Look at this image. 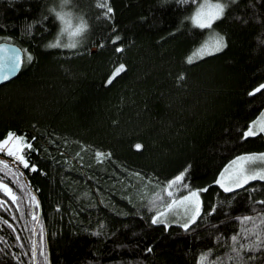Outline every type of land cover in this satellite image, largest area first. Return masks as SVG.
I'll list each match as a JSON object with an SVG mask.
<instances>
[{
  "label": "trees",
  "instance_id": "obj_1",
  "mask_svg": "<svg viewBox=\"0 0 264 264\" xmlns=\"http://www.w3.org/2000/svg\"><path fill=\"white\" fill-rule=\"evenodd\" d=\"M109 2L111 20L96 0H69L74 16L83 15L90 25L69 49L43 47L59 30L51 16L47 32L34 25L30 35L22 34L26 21L49 15L48 5L59 0H0V24L7 26L0 27V38L11 36L9 42L34 53L33 61L0 85V137L8 129L23 133L33 143L30 163L37 164L35 170L17 164L26 188L0 171L20 204L18 209L0 192L9 201L0 207V264H31L32 240H38L41 225L46 264H196L198 253L208 248L210 260L233 264L226 258L232 255L230 236L241 232L237 246L245 242L241 230L251 223L235 217L264 212L259 203L264 181L235 190L234 204L221 207L210 224L201 221L194 233L153 224L148 201L140 197L191 164L188 180L193 187L208 185L202 199L214 202L222 191L212 184L220 169L238 154L264 150L262 132L243 137L249 121L264 110V90L249 95L264 82V0H253L255 7L238 0L203 29L191 20L178 27L194 8L190 0L180 6L175 0ZM214 33L225 35L226 47L189 63L185 57L201 43L211 45ZM66 39L65 34L62 42ZM117 43L124 45L120 52ZM120 63L126 67L105 83ZM137 142L141 149L134 147ZM97 149L105 152L103 160L96 159ZM0 158L12 161L4 153ZM27 188L38 207L28 203ZM98 226L100 235L88 231ZM217 232L220 239L213 238ZM149 245L152 251L145 252ZM243 251L245 258L255 257L251 264H264V250ZM37 264H45L42 256Z\"/></svg>",
  "mask_w": 264,
  "mask_h": 264
},
{
  "label": "snow or ice",
  "instance_id": "obj_2",
  "mask_svg": "<svg viewBox=\"0 0 264 264\" xmlns=\"http://www.w3.org/2000/svg\"><path fill=\"white\" fill-rule=\"evenodd\" d=\"M162 4L168 2V0H160ZM194 8L189 16L181 18V27L184 20H191L193 25H198L201 29L205 26L211 27L213 21L218 20L221 17L226 16L227 11L236 3L238 0H190ZM9 3H13V0H9ZM69 0H59V4H49L47 7V13L49 15L41 14L39 20L26 21L22 34H31L33 32L34 25L42 26L44 32L48 31L47 21L49 16L54 17L59 22V30L55 34L54 39L48 41L47 44L43 45L46 48L59 47L74 49L83 39V33L89 29L90 25L83 15H75L71 9L67 7ZM97 6L106 9L102 12V15L107 19L111 20V13L113 8L109 0H96ZM175 3L180 5H186L189 0H175ZM252 7H255L253 0H249ZM27 7V5H26ZM238 20H244V17L236 16ZM256 19H260L259 16ZM114 26V25H113ZM0 27H7L6 25L0 24ZM177 28H173L172 32H176ZM67 35L68 43L62 42V36ZM214 42L209 45L207 42L201 43L197 46L194 51L189 54L185 59L191 63L194 58L205 56L211 52H219L224 49L227 45L225 35L220 33H214ZM13 38L11 36L0 38V80H8L16 72H18L25 62H31L34 59L33 51L29 48L18 47L16 43H11ZM113 41H119L120 37L113 35L111 38ZM105 41H100L102 46ZM124 48L122 43H117L116 51L120 52ZM126 67L124 63L118 64L112 71L111 75L105 83H109L113 77L117 75L121 70ZM185 75L184 72L180 73L177 78V82H180V78ZM259 90H264V82L257 84L252 87L249 95L257 93ZM264 132V110H261L260 114L253 120L249 121L248 127L243 130V137L256 136L257 133ZM35 139L34 137L32 138ZM134 147L141 149L142 144L137 142ZM33 148V143L28 140L23 133H19L13 129H8L7 132L0 137V153H4L13 158L10 162L7 159L0 158V171L6 173L7 176L11 177L12 180L19 185L20 188H26L25 181L22 179L24 173L17 167L23 165L25 169L35 170L37 169L36 163H30V157L28 151ZM96 159L103 160L105 152L97 149ZM108 156L112 153L108 152ZM260 162V166H257V162ZM191 164L178 171L175 175L162 181L156 187L154 192L147 194L146 197L142 196L140 199H147V207L149 209V215L153 224L160 223L166 230L170 224L179 225L186 232L195 231L196 225L201 221L205 224H210L209 218L219 213L221 207L228 205L232 206L238 199L235 190H242L249 181L259 179L264 181V152L254 153H241L234 156L231 160L220 169L216 176V179L212 181L213 185L218 186L219 190L216 194L214 202L206 203L202 199V193L207 191L208 185L203 187H193L188 180V172ZM137 176L141 174L136 173ZM149 183H155V181L149 177ZM249 196L253 189H249ZM0 192H3L9 197L12 203L16 204L19 209L20 204L18 203V197L16 192L10 186L9 183L5 182L4 177H0ZM147 193V189H145ZM182 193V194H181ZM26 198L28 203L38 207L39 201L32 191L31 188L26 189ZM9 201L0 196V207L7 204ZM255 203V202H254ZM264 204V200L259 201ZM60 206L57 205V208ZM225 209V214H227ZM138 214H142L138 210ZM31 216L36 223H39V214L33 209ZM235 219L241 222H251L248 228H242L243 237L245 242L240 243L237 246V241L241 237V232H233L230 236L232 245L230 251L232 255L227 256V260L233 261V264H251V260L255 257L245 258V249H252L253 251L257 248L264 250V212L256 213V215L242 214L235 217ZM4 224L9 227H13L8 220H3ZM101 221V225H103ZM223 223V221H218ZM14 230V229H13ZM33 234L36 232L35 223L32 228ZM91 234L100 235V226L97 229H88ZM251 233V237H250ZM222 234L217 232L214 239H220ZM250 237V238H249ZM17 241L20 237L17 236ZM200 239V237H197ZM119 247V246H118ZM152 245L146 248L145 252L152 251ZM213 252L212 248L202 250L196 257V264H223L220 257H216L214 260L209 259V255ZM13 259H17V253L13 251L11 254ZM42 256L46 264L48 257L45 254V243H44V229L43 225L40 227L39 238L33 239L31 244V264H37V256ZM92 264V262H89ZM131 264V262H126Z\"/></svg>",
  "mask_w": 264,
  "mask_h": 264
},
{
  "label": "water",
  "instance_id": "obj_3",
  "mask_svg": "<svg viewBox=\"0 0 264 264\" xmlns=\"http://www.w3.org/2000/svg\"><path fill=\"white\" fill-rule=\"evenodd\" d=\"M12 43V42H11ZM18 46V45H17ZM19 47V46H18ZM20 71V70H19ZM18 71V72H19ZM18 72H16L12 77H10L8 80H0V85L1 84H4V83H6V82H8V81H10V80H12L14 77H16L17 76V74H18ZM38 214H39V217H40V213L38 212Z\"/></svg>",
  "mask_w": 264,
  "mask_h": 264
},
{
  "label": "rangeland",
  "instance_id": "obj_4",
  "mask_svg": "<svg viewBox=\"0 0 264 264\" xmlns=\"http://www.w3.org/2000/svg\"><path fill=\"white\" fill-rule=\"evenodd\" d=\"M66 42L68 43V37L66 39ZM262 133L264 134V132H262ZM255 152H264V150L263 151H255ZM248 153H254V152H248ZM11 159L13 160L12 157H11ZM17 164H18V162H17ZM257 166H260V162L259 161L257 162Z\"/></svg>",
  "mask_w": 264,
  "mask_h": 264
},
{
  "label": "bare ground",
  "instance_id": "obj_5",
  "mask_svg": "<svg viewBox=\"0 0 264 264\" xmlns=\"http://www.w3.org/2000/svg\"><path fill=\"white\" fill-rule=\"evenodd\" d=\"M26 182V181H25ZM135 187V186H134ZM40 205V204H39ZM41 208V207H40ZM41 218V217H40Z\"/></svg>",
  "mask_w": 264,
  "mask_h": 264
}]
</instances>
